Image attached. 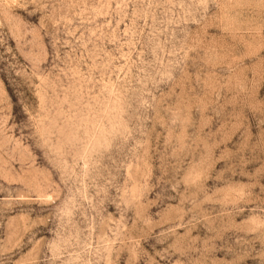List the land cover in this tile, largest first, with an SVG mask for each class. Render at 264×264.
Instances as JSON below:
<instances>
[{
    "label": "rangeland",
    "instance_id": "obj_1",
    "mask_svg": "<svg viewBox=\"0 0 264 264\" xmlns=\"http://www.w3.org/2000/svg\"><path fill=\"white\" fill-rule=\"evenodd\" d=\"M0 264H264V0H0Z\"/></svg>",
    "mask_w": 264,
    "mask_h": 264
}]
</instances>
